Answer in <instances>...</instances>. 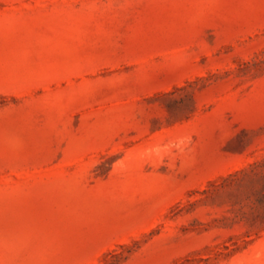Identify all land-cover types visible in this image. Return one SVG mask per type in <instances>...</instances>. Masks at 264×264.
<instances>
[{
  "label": "rangeland",
  "instance_id": "obj_1",
  "mask_svg": "<svg viewBox=\"0 0 264 264\" xmlns=\"http://www.w3.org/2000/svg\"><path fill=\"white\" fill-rule=\"evenodd\" d=\"M0 264H264V0H0Z\"/></svg>",
  "mask_w": 264,
  "mask_h": 264
}]
</instances>
